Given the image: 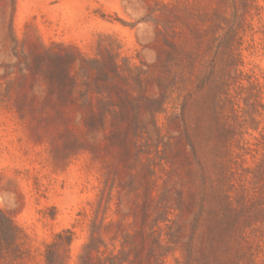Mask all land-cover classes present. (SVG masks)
I'll list each match as a JSON object with an SVG mask.
<instances>
[{"label":"rangeland","instance_id":"374dc122","mask_svg":"<svg viewBox=\"0 0 264 264\" xmlns=\"http://www.w3.org/2000/svg\"><path fill=\"white\" fill-rule=\"evenodd\" d=\"M0 264H264V0H0Z\"/></svg>","mask_w":264,"mask_h":264}]
</instances>
